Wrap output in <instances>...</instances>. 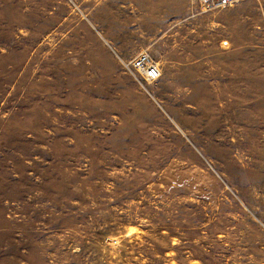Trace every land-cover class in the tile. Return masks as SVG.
I'll return each instance as SVG.
<instances>
[{"label": "rangeland", "instance_id": "374dc122", "mask_svg": "<svg viewBox=\"0 0 264 264\" xmlns=\"http://www.w3.org/2000/svg\"><path fill=\"white\" fill-rule=\"evenodd\" d=\"M198 3L0 0V264H264V0Z\"/></svg>", "mask_w": 264, "mask_h": 264}, {"label": "built area", "instance_id": "2783aa9c", "mask_svg": "<svg viewBox=\"0 0 264 264\" xmlns=\"http://www.w3.org/2000/svg\"><path fill=\"white\" fill-rule=\"evenodd\" d=\"M237 1L239 0H198V4L201 10L208 11L234 5ZM124 65L129 70H135L148 81L157 79L161 74L159 62L147 49H140L130 60L125 61Z\"/></svg>", "mask_w": 264, "mask_h": 264}]
</instances>
